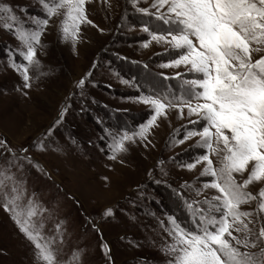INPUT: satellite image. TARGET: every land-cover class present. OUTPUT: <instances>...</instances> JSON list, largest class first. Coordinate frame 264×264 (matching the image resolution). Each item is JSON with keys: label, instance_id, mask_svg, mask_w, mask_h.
I'll return each instance as SVG.
<instances>
[{"label": "rangeland", "instance_id": "rangeland-1", "mask_svg": "<svg viewBox=\"0 0 264 264\" xmlns=\"http://www.w3.org/2000/svg\"><path fill=\"white\" fill-rule=\"evenodd\" d=\"M154 2L86 0L90 23H80L76 38L68 40L61 10L35 45L39 64L29 66L30 88H24L22 69L12 66L27 64L21 55L26 46L3 27L0 13V172L21 182L22 208L29 199L39 206L32 220L40 243L51 241L56 264H168L169 218L192 227L187 204L207 207L204 199L217 195L203 187L211 179L201 176L204 163L187 167L208 151L199 136L185 139L203 127L189 123L197 117L187 109L183 116L166 109L146 139L137 136L125 142L126 151H113V137L138 132L155 115L142 98L179 97L194 78L184 65L164 66L179 52L152 39L168 27L153 15ZM0 6L11 9L15 27L28 32L46 18L43 0H0ZM262 56L264 51L252 54L253 60ZM5 183L9 191L12 181ZM262 187L247 190L255 195ZM4 203L0 195V264H44ZM257 204L241 210L256 213ZM108 209L112 215H105ZM261 217H252L253 233L264 227Z\"/></svg>", "mask_w": 264, "mask_h": 264}, {"label": "snow or ice", "instance_id": "snow-or-ice-1", "mask_svg": "<svg viewBox=\"0 0 264 264\" xmlns=\"http://www.w3.org/2000/svg\"><path fill=\"white\" fill-rule=\"evenodd\" d=\"M85 2L43 0L46 18L35 21L37 29L31 32L15 27L18 21L11 9L0 6V13L6 17L3 27L14 31L26 46L21 55L27 64L12 65L17 71L22 69L24 88L31 87L29 66L39 64L35 45L40 44L49 20L63 10V38L75 39L79 24L90 23ZM152 7L156 9L153 15L168 26L165 34H155L152 39L179 52L176 60L164 66L184 65L194 78L186 81L188 86L179 97L142 98L154 108L155 115L138 132L124 133L119 140L113 137V151H126L125 142L134 143L137 136L146 139L145 133L157 117L166 114V109H178L181 116L187 109L189 117H197L189 123H202L203 127L201 131H190L185 139L199 136L198 143L208 150L187 167L191 170L204 163L201 176L211 179L203 187L214 189L217 195L204 199L202 204L207 207L187 204L192 227L169 218L171 243L166 252L172 259L168 264H264V227L258 234L249 227L256 213H264V187L255 195L247 190L250 185L264 184V56L256 60L252 57L254 52L264 51V0H155ZM84 83L81 79L77 86ZM212 156L216 157L215 163ZM110 158L115 159V154ZM238 176L244 177L242 181ZM0 177L5 209L13 213L20 231L39 250L37 258L44 264H56L51 241L40 243L42 238L32 220L40 214L39 206L29 199L22 208L19 202L25 192L21 182L3 172ZM5 181H12L9 191H5ZM252 201H258L256 213L241 210V205ZM105 215H112V210H106ZM234 232L243 234L242 238ZM256 248L258 252L241 250Z\"/></svg>", "mask_w": 264, "mask_h": 264}]
</instances>
